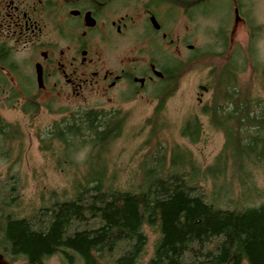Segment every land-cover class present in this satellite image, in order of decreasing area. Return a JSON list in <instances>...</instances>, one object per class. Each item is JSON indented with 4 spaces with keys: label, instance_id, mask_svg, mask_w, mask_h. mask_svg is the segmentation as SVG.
I'll use <instances>...</instances> for the list:
<instances>
[{
    "label": "trees",
    "instance_id": "obj_1",
    "mask_svg": "<svg viewBox=\"0 0 264 264\" xmlns=\"http://www.w3.org/2000/svg\"><path fill=\"white\" fill-rule=\"evenodd\" d=\"M247 54L253 66L255 50L250 47ZM246 65L247 58L235 51L210 73L212 98L200 111L224 143L203 170L185 153L170 171L163 172V165L144 170L135 190L114 188L100 160L104 148L121 135L125 119L120 112L76 111L53 123L40 138L47 143L42 151L56 143L71 150L78 140L94 151L87 163L97 159L100 167H88L73 184L70 199L51 192V202L30 215L21 210L19 173L7 170L12 185L0 190L5 259L10 264H45L54 257L60 264H143V230L150 228L158 237L146 264H264V188L255 178L260 173L264 181V102L238 85ZM180 68L167 73L156 92V111L174 92ZM200 132L194 118L185 121L181 135L196 143ZM22 141L18 126L0 119V160L9 162Z\"/></svg>",
    "mask_w": 264,
    "mask_h": 264
},
{
    "label": "flooded vegetation",
    "instance_id": "obj_2",
    "mask_svg": "<svg viewBox=\"0 0 264 264\" xmlns=\"http://www.w3.org/2000/svg\"><path fill=\"white\" fill-rule=\"evenodd\" d=\"M226 1L229 22L219 24V38L232 19L235 27L248 26L255 7L264 14V0ZM205 2L0 0V105L87 98L112 105L141 98L184 64L179 58L189 64L207 56L194 44L205 36ZM200 87L206 90L201 98L208 88Z\"/></svg>",
    "mask_w": 264,
    "mask_h": 264
},
{
    "label": "rangeland",
    "instance_id": "obj_3",
    "mask_svg": "<svg viewBox=\"0 0 264 264\" xmlns=\"http://www.w3.org/2000/svg\"><path fill=\"white\" fill-rule=\"evenodd\" d=\"M204 11L207 14L206 23L202 27L205 36H201L199 40L197 38L194 44L203 49L207 56L189 64H186L188 58L178 57L184 64L181 65L175 90L159 111H156L159 103L156 92L163 87L160 83L146 87L141 98L115 102L112 105L105 100L95 101L92 98H87L81 104L61 99L47 102L41 107L27 105L12 108L0 105V119L18 126L23 138L22 147L12 152L9 162L0 160V190L12 185V181L6 178L7 170L11 174L19 173L23 187L21 210L24 215H30L38 208L48 205L51 202V192L58 198H63L61 196L64 195L70 199L73 196V184L81 179L88 167H100L97 159L87 163L93 158L94 151L90 145L83 146L78 140H73L76 147L71 150H65L57 143L49 152L41 150L47 143H42L40 138H44L52 124L76 111H118L125 119L121 135L101 152L100 162L105 165L109 183L114 188L135 190L141 183L144 170L163 165V172L170 171L171 163L181 161L185 153L189 154L193 164L200 170L212 164L222 149L224 138L211 127L208 118L200 111L211 100L212 93L208 91L200 98L199 94L202 92L198 87H208L210 73L218 70L237 51L241 57L247 58L246 71L238 76V85L244 90L252 91L251 97L264 102V36L260 33L264 28V14L255 7L254 20L248 26L239 23L235 27L232 19L227 35L219 38L217 33L222 28L219 24L224 26L229 22L227 1L206 0ZM250 32L255 36L252 37ZM250 47L255 50L254 68L250 65L247 54ZM194 118L201 124V132L198 142L191 143L188 138L182 137L181 130L185 121ZM16 155L20 156L17 163ZM186 170L187 168L183 171ZM258 175L255 176L257 187L263 189L264 181L261 174ZM204 186L201 184L202 188ZM205 190L208 193L206 187ZM143 231L147 237V246L142 263L146 264L152 256L158 233L150 228H144ZM2 254L0 251V264H10ZM59 261V258L54 257L45 264H60ZM12 264L22 262L15 261Z\"/></svg>",
    "mask_w": 264,
    "mask_h": 264
},
{
    "label": "water",
    "instance_id": "obj_4",
    "mask_svg": "<svg viewBox=\"0 0 264 264\" xmlns=\"http://www.w3.org/2000/svg\"><path fill=\"white\" fill-rule=\"evenodd\" d=\"M157 76H161V75H160V74H157ZM199 90H200V91H206L205 88H203V87H200ZM198 101H199V100H198Z\"/></svg>",
    "mask_w": 264,
    "mask_h": 264
}]
</instances>
